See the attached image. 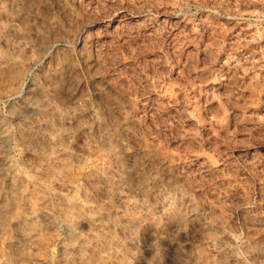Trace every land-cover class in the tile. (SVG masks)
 Returning a JSON list of instances; mask_svg holds the SVG:
<instances>
[{
    "label": "rangeland",
    "instance_id": "rangeland-1",
    "mask_svg": "<svg viewBox=\"0 0 264 264\" xmlns=\"http://www.w3.org/2000/svg\"><path fill=\"white\" fill-rule=\"evenodd\" d=\"M0 264H264V0H0Z\"/></svg>",
    "mask_w": 264,
    "mask_h": 264
}]
</instances>
